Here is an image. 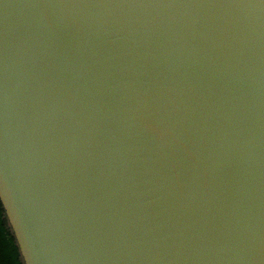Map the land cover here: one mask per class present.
Instances as JSON below:
<instances>
[{
  "label": "water",
  "instance_id": "1",
  "mask_svg": "<svg viewBox=\"0 0 264 264\" xmlns=\"http://www.w3.org/2000/svg\"><path fill=\"white\" fill-rule=\"evenodd\" d=\"M0 201L24 264H264V0H0Z\"/></svg>",
  "mask_w": 264,
  "mask_h": 264
},
{
  "label": "trees",
  "instance_id": "2",
  "mask_svg": "<svg viewBox=\"0 0 264 264\" xmlns=\"http://www.w3.org/2000/svg\"><path fill=\"white\" fill-rule=\"evenodd\" d=\"M0 264H24L0 201Z\"/></svg>",
  "mask_w": 264,
  "mask_h": 264
}]
</instances>
